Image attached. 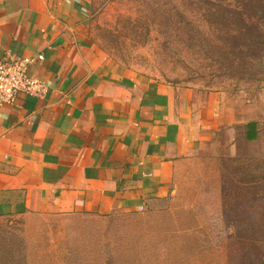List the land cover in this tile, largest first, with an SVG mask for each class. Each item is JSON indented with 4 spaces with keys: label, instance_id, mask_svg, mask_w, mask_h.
<instances>
[{
    "label": "rangeland",
    "instance_id": "374dc122",
    "mask_svg": "<svg viewBox=\"0 0 264 264\" xmlns=\"http://www.w3.org/2000/svg\"><path fill=\"white\" fill-rule=\"evenodd\" d=\"M90 25L116 65L220 93L221 127L141 210L0 215V264H264V0H93Z\"/></svg>",
    "mask_w": 264,
    "mask_h": 264
},
{
    "label": "crops",
    "instance_id": "0c3cea01",
    "mask_svg": "<svg viewBox=\"0 0 264 264\" xmlns=\"http://www.w3.org/2000/svg\"><path fill=\"white\" fill-rule=\"evenodd\" d=\"M93 0H0V60L29 68L43 100L0 107V215L138 211L221 127L218 92L116 65L92 41Z\"/></svg>",
    "mask_w": 264,
    "mask_h": 264
},
{
    "label": "built area",
    "instance_id": "2783aa9c",
    "mask_svg": "<svg viewBox=\"0 0 264 264\" xmlns=\"http://www.w3.org/2000/svg\"><path fill=\"white\" fill-rule=\"evenodd\" d=\"M42 60V54L27 57L11 54L0 60V107L21 98L43 100L47 96V85L28 73L30 67Z\"/></svg>",
    "mask_w": 264,
    "mask_h": 264
},
{
    "label": "trees",
    "instance_id": "16d2710c",
    "mask_svg": "<svg viewBox=\"0 0 264 264\" xmlns=\"http://www.w3.org/2000/svg\"><path fill=\"white\" fill-rule=\"evenodd\" d=\"M204 5H205V6H209V7H210V8H209L210 10H211L213 7H215V8H220L218 4L214 5V3L210 2V1H207L206 3H204ZM199 8H200V6H199Z\"/></svg>",
    "mask_w": 264,
    "mask_h": 264
}]
</instances>
